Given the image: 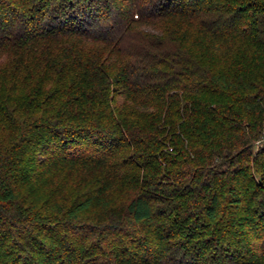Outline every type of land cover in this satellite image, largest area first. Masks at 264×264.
<instances>
[{"label": "trees", "instance_id": "obj_1", "mask_svg": "<svg viewBox=\"0 0 264 264\" xmlns=\"http://www.w3.org/2000/svg\"><path fill=\"white\" fill-rule=\"evenodd\" d=\"M0 264H264V0H0Z\"/></svg>", "mask_w": 264, "mask_h": 264}]
</instances>
